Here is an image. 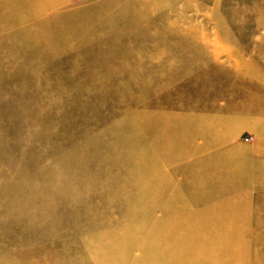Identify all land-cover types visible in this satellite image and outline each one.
<instances>
[{"label": "rangeland", "instance_id": "1", "mask_svg": "<svg viewBox=\"0 0 264 264\" xmlns=\"http://www.w3.org/2000/svg\"><path fill=\"white\" fill-rule=\"evenodd\" d=\"M65 5L0 15V264H264V44L230 0Z\"/></svg>", "mask_w": 264, "mask_h": 264}, {"label": "crops", "instance_id": "2", "mask_svg": "<svg viewBox=\"0 0 264 264\" xmlns=\"http://www.w3.org/2000/svg\"><path fill=\"white\" fill-rule=\"evenodd\" d=\"M66 2L67 0H0V15L11 14L12 20H15L16 12L30 15L31 12L38 14L46 12V10H61L66 6ZM230 13L233 18L232 30H234V35L237 36V30L248 29L247 43L251 45L264 44V0H230ZM245 16H247V20H245ZM257 29H263V34L259 37L257 36ZM238 38V40H242L240 44L246 43L244 37L238 36ZM258 153V157L264 159V150H260ZM260 169L264 171V166ZM259 182V190L264 191V179L261 178Z\"/></svg>", "mask_w": 264, "mask_h": 264}, {"label": "bare ground", "instance_id": "3", "mask_svg": "<svg viewBox=\"0 0 264 264\" xmlns=\"http://www.w3.org/2000/svg\"><path fill=\"white\" fill-rule=\"evenodd\" d=\"M209 129V128H208ZM212 131V130H211ZM199 151V150H198ZM208 232V231H207ZM205 233V232H204ZM189 236H192V234H194V235H198V233H194V232H190V233H187ZM201 235L203 234V232L202 233H200ZM211 242H213V241H211ZM214 244V243H213ZM212 245V244H211ZM226 245V244H225ZM234 254V256H236L238 253H236V255H235V253H233ZM233 261V260H232ZM234 261H237V260H234ZM207 262H208V260H207ZM228 262H230V261H228ZM237 263V262H236ZM252 263H253V261H252ZM253 264H255V263H253Z\"/></svg>", "mask_w": 264, "mask_h": 264}, {"label": "built area", "instance_id": "4", "mask_svg": "<svg viewBox=\"0 0 264 264\" xmlns=\"http://www.w3.org/2000/svg\"><path fill=\"white\" fill-rule=\"evenodd\" d=\"M73 1H75V0H73ZM246 138H247V139H250V138H251V136H249V135H248Z\"/></svg>", "mask_w": 264, "mask_h": 264}]
</instances>
